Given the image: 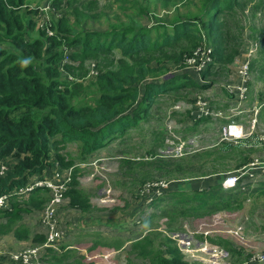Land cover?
Listing matches in <instances>:
<instances>
[{
	"label": "trees",
	"instance_id": "16d2710c",
	"mask_svg": "<svg viewBox=\"0 0 264 264\" xmlns=\"http://www.w3.org/2000/svg\"><path fill=\"white\" fill-rule=\"evenodd\" d=\"M128 1H119L123 11L114 15L115 21L107 30L100 31L86 26V19L100 16L93 13L97 0H39L36 4L32 0H0V160L8 156L16 159L0 176V196L13 193L37 178L52 179L57 165L60 169L73 167L64 196L71 207L84 213L93 212L92 194L80 187L78 179L82 172L75 164L77 158L93 157L96 151L138 127L165 94L181 88L209 87L213 77L234 64L246 47L247 38L258 39L254 27H250L251 35H246L241 14L247 6L253 11L264 6V0H200L198 14L180 16L179 12L170 15L165 11L163 18L171 16L170 19L147 24L144 20H152L153 14L138 1L127 7ZM168 1L155 0V3L165 7ZM46 2L48 10L41 11ZM43 15L48 17L47 21ZM39 22H44L47 29ZM260 40L264 41V37ZM204 42L213 49V61L201 74L183 69L187 57ZM66 56L70 61L65 60ZM91 61L95 64L96 76L86 85ZM261 61L259 58L250 64L251 72ZM172 67L178 70L161 80L148 81L154 73L160 72L161 76ZM69 144H76L80 155L64 153ZM226 146L223 142L215 152L207 153L217 154L209 162L206 157L201 162L198 155L190 160L158 157L142 162L126 157L122 165L137 171L141 187L155 178L181 182V179L219 174L218 181L207 187L170 188L148 203L156 209L161 207L159 216H166L170 221L199 218L228 210L255 193L264 195V181L254 186L252 182L242 185L241 181L229 188L223 185L230 169L218 167L219 152L226 149L238 154L232 168L236 170L249 163L252 151L256 150ZM24 196L12 194L8 205L0 208V217L6 218L5 223L0 221V234L30 238L31 231L26 224L16 222L24 212L43 209L51 198L50 189L35 187ZM158 237L159 234L154 238L149 233L134 241L130 247L134 257L128 258L126 264H189L177 246L166 244V238L156 242ZM45 240L43 234L33 236L35 242ZM208 241L232 251L236 255L233 264L249 258L242 256L243 249L227 240L208 237ZM124 246V240L119 238L96 239L89 250L92 257L87 259L94 260L100 251L112 253ZM60 250L47 249L45 256L50 264H93L67 245H61ZM98 258L108 261L107 255ZM0 264L14 263L0 258ZM106 264L118 263L114 260Z\"/></svg>",
	"mask_w": 264,
	"mask_h": 264
},
{
	"label": "rangeland",
	"instance_id": "374dc122",
	"mask_svg": "<svg viewBox=\"0 0 264 264\" xmlns=\"http://www.w3.org/2000/svg\"><path fill=\"white\" fill-rule=\"evenodd\" d=\"M37 1L39 0H32V3L36 4ZM97 1L93 13H98L100 16L86 19V26L104 31L109 28L111 22L115 21L114 15L123 11L121 9L122 3L119 2L120 0ZM134 1L142 3L147 8L146 10L153 14L152 20H144V23L147 24H153L157 19H162L165 11L172 13L170 15L179 12L180 16L188 13L198 14L202 5L200 0H170L167 6L160 7L157 6L158 4L156 5L155 0H129L126 3L127 7H131ZM62 8L64 7L62 6ZM170 18L171 16L162 20ZM240 18H242L249 35L252 33L250 27H254L256 35L264 37V6L257 11H253L251 6H247L246 12L242 13ZM258 39L253 43L251 41L250 48L252 50L239 55L234 64L228 67L229 70H222L213 77L215 78L214 82L209 87L197 88L194 92L190 88H181L179 91L173 90L165 94L155 103L148 118L141 122L138 129L131 128L129 133L127 132L124 136L115 139L105 149L95 152L94 157H89L87 160L90 159V161L81 164L83 168L80 171L82 172L80 186L92 194L91 202L95 206V210L92 213L77 212L70 206L69 200L64 198L57 213V223L59 228L64 231V238L61 243L55 245L56 247H59L60 244L67 245L76 255L86 257L85 261L93 264L112 263L114 260L118 264H126L128 258L134 257L130 253L131 244L142 236L151 233L154 238L159 234L160 237L156 239V242H159L161 238H166V244L177 246L181 250L184 260L189 264H233L236 255L221 245L210 243L208 237H212L218 241L227 240L233 243L232 245L236 248L243 249L242 256L249 258L241 264H264L262 259L264 257V195L255 193L254 196L242 200L241 203L229 207L228 210L218 211L204 217L175 218L170 221L166 216H159L161 207L156 209L154 206H148L147 198L157 195L159 189L163 190L164 194L169 183L170 185H180L182 182L178 183L180 180H169L165 177L155 178L158 180L149 181L141 187L140 179L136 177L137 171H132V169L122 165V160L126 157L142 162L158 157L190 160L198 155L201 162L205 160V157L209 162L211 161L209 159H213L217 154L214 156L208 154L215 152L214 150L223 144L221 142L223 136L221 128L228 120L236 123L242 120L245 128H247L253 116V112L248 110L264 97V74L260 71L259 78H256L257 73L255 72V75L251 72L250 78L245 80L240 73V65L249 59L253 62V58H257L256 60L261 58L263 61L260 62V66L264 67V41L261 42ZM87 68L90 73L85 82L86 85L90 84V81L94 80L96 76L94 62H88ZM177 70L172 67L170 72L165 70L161 73L164 75L161 76L158 74L160 72L154 73L148 81L161 80L163 76H169L172 71ZM228 85L247 87L242 101H239L240 95L231 94ZM198 95L209 99L213 109H221L224 115L228 117L209 118L211 121L202 123L201 127L189 128L188 124L191 119L186 112L196 108V103L192 102L193 98L197 99ZM176 96H180V98L177 99ZM173 112L175 113L173 114ZM233 112L244 113L232 116ZM259 117L256 132L261 137L257 142L258 148L252 151L251 161L264 164V122L260 121ZM200 128L202 129L199 131ZM240 140H245V138ZM224 141L227 143L226 147L243 149L245 146L248 150L251 148L241 144L243 142L240 143L237 139ZM252 141L254 142V140ZM160 143L162 144L158 147L157 145ZM181 145L183 148L180 151L176 146L181 147ZM63 152L72 154L74 157L80 155V149L76 144H69ZM237 152L239 153V151ZM233 153L226 149L219 152L218 161L220 164L218 167L225 166L230 169L229 171L235 170L232 168L238 160V154ZM151 156L153 157L151 158ZM80 160L77 158L76 161ZM95 167L97 169L93 171ZM229 171L225 173L228 175L231 173ZM140 172L141 169L138 174ZM217 175L219 174L212 175L213 177L208 176L211 178L199 176V178L204 179L197 181L215 183L218 181ZM260 178L264 179V175L257 174V180ZM149 185L154 188L152 193H142L144 190L147 191ZM181 186L183 187L182 184ZM141 198L143 199L142 202L139 200ZM20 201L22 200L20 199ZM42 211L43 209L24 212L22 219L16 223H25L33 232L37 231L46 237L47 230L42 226L43 224H40ZM137 213L139 215L133 217ZM100 215H105L106 221L101 222L100 217H96ZM0 221L5 223L6 218L0 217ZM9 238L12 236H1L0 234V258L9 259L14 252L43 246L46 241L38 243L29 240L18 243L13 238L9 242L11 240ZM115 238L124 240L126 245L112 253L100 251L94 260L89 261L87 259L92 257L89 250L96 239L112 240ZM99 248L105 251L103 247ZM105 255H107L108 261L105 258H98ZM135 260L141 261L137 258ZM40 262L41 264H50L49 258L45 255L40 257Z\"/></svg>",
	"mask_w": 264,
	"mask_h": 264
},
{
	"label": "built area",
	"instance_id": "2783aa9c",
	"mask_svg": "<svg viewBox=\"0 0 264 264\" xmlns=\"http://www.w3.org/2000/svg\"><path fill=\"white\" fill-rule=\"evenodd\" d=\"M49 8V3L46 2L42 4L41 11L46 12ZM43 20L47 21L48 17L46 15H43ZM42 20V21H43ZM41 21V19H40ZM40 23V22H39ZM40 26L42 28L46 27L47 25L44 22L40 23ZM50 35L53 34L51 30H47ZM212 47L210 45H207L205 42L197 46L192 54L187 57L183 69L190 70L191 72L201 74L202 71L211 63L213 60L212 58ZM66 61H70L69 57L66 56ZM250 59L246 62H242L240 65V73L242 74L243 78L245 80H248L250 78L251 74V68H250ZM229 91L232 95L238 94L239 101H242L243 97L245 96L247 87L245 86H233L228 85ZM263 98V99H262ZM258 103L253 105L248 111L253 112V116L251 117L250 124L247 128H245L244 123L242 120H239L236 122H230L229 120L222 126V141L226 139H237L238 142H243L241 144H245L247 146L258 148L257 142L259 141L261 135L256 132V126L258 117L260 115L261 109L264 107V97H262ZM238 101V102H239ZM196 108L191 111V115L195 120H198L203 117H210V118H222V117H228L227 115H224V112L221 109H213L212 103L209 99H206L202 95H198L196 99ZM244 112H233L232 116L235 114L238 116L239 114H242ZM226 121V120H225ZM260 135V136H259ZM241 138H245V140H240ZM178 139V137H177ZM254 140V142L252 141ZM170 145H175L172 143H169ZM174 147V146H173ZM178 150H182V145L176 146ZM264 151V150H263ZM16 161V159L13 156H8L5 159L0 160V176L4 175L6 171H8L11 167V165ZM92 164V163H90ZM262 165V166H260ZM228 175H225V178L223 180V185L225 187H233L239 181H241V184H246V182H252L253 186L259 181L257 180V174L262 172L261 174L264 175V164L257 161H250L246 165H243L242 167L230 171ZM59 176V175H58ZM68 181H70V178L63 179V180H54L50 178H37L34 181L29 182L26 186L20 187L17 190H14L13 193L10 194H4L0 196V208L5 207L8 205L10 197L12 194L24 196L27 193H29L31 190H33L35 187H47L50 189L51 192V198L46 203L45 207L43 208V214L41 216V223L45 227L46 231V241L43 246L39 247H33L28 248L26 250H23L21 252H14L10 255L9 261L14 264H41L40 257L45 255L47 253L48 248H53L55 251L60 252V244L59 247H56L55 245L57 243H61L64 238V231L59 228L57 223V213L58 209L64 200L65 196L64 193L68 188ZM165 186V185H164ZM151 185L148 186L146 189L147 191L144 192H150L153 191L154 188L151 190ZM163 190L160 189L157 191L156 194H161ZM153 199V197H148L147 202H150ZM42 250L44 251L42 253ZM42 253V254H41ZM264 260V257H262Z\"/></svg>",
	"mask_w": 264,
	"mask_h": 264
},
{
	"label": "crops",
	"instance_id": "0c3cea01",
	"mask_svg": "<svg viewBox=\"0 0 264 264\" xmlns=\"http://www.w3.org/2000/svg\"><path fill=\"white\" fill-rule=\"evenodd\" d=\"M246 35L248 36L249 34L246 32ZM259 35H257V37H258ZM256 37V38H257ZM261 37V36H260ZM260 37H258L259 39H260ZM258 39V40H259ZM251 41H252V43L254 42V39H252V38H247V47L245 48L246 50H243L242 51V53L241 54H243V53H245V52H248V51H251L252 50V48H250L251 47ZM255 41H257V39L255 40ZM249 42V43H248ZM261 42H263V41H261ZM240 54V55H241ZM255 57V56H254ZM257 59V58H256ZM256 59H252V61H255ZM251 64H252V62H251ZM255 68H256V70H252V72H253V74H255V72L257 73V75L255 76L256 78H259V72L261 71L263 74H264V67H261L260 65H257V66H255ZM191 91H195V90H191ZM186 92H188V91H186ZM196 102V98L194 99L193 98V102L192 103H195ZM150 113H151V111H150ZM175 112H173V114H174ZM186 114H187V116L192 120H190L189 121V124H188V126H189V128H191V129H196V128H198V127H201V125H202V123H204V122H209V121H211V119H209L210 117H203V118H200V119H198L199 120V122L197 121V120H195L193 117H192V115H191V111H189V112H186ZM260 117V121H262V122H264V111H262L261 112V114L259 115ZM202 119V120H201ZM197 121V122H196ZM141 124V123H140ZM140 124H139V126L138 127H135V128H132V129H138L139 127H140ZM203 127H204V125H203ZM202 127V128H203ZM202 128H200L199 129V131L202 129ZM130 131V130H129ZM129 131H128V133H129ZM196 132V131H195ZM184 134H186V133H184ZM183 135V134H182ZM185 136H187V135H185ZM177 138V137H176ZM161 144L162 143H160V144H158L157 146L158 147H160L161 146ZM110 144H108V145H106L105 147H103V148H101V149H99V150H103V149H105L107 146H109ZM156 146V147H157ZM155 147V148H156ZM98 150V151H99ZM97 152V151H96ZM91 158H92V156H90ZM94 157V156H93ZM88 161H90V159L89 160H80V161H76V166H78V167H80L81 169L83 168V167H81L82 165V163H84V162H88ZM73 169V167H70V168H65V169H60L59 168V166L57 165V167L52 171V175H53V177H52V179H54V180H63V179H68V178H70L71 179V177H72V170ZM97 169V167H95L94 169H93V171H95ZM262 172H260L259 174H261ZM45 174H47L48 176H51L49 173H48V171H45ZM82 174V173H81ZM81 174H80V177H81ZM59 175V176H58ZM70 175H71V177H70ZM263 175V174H262ZM80 177H79V179L78 180H80ZM91 178V177H90ZM208 178H211V177H208ZM198 179H204V178H197V179H194V180H183V181H181V182H178V183H181L182 185H186V189L185 190H188L189 188H195V187H198V188H203V187H207L209 184H211V183H209V182H203V183H201V182H199V181H197ZM259 181H264V179H258ZM258 181V182H259ZM189 183V184H188ZM181 184L180 185H175V184H173V185H170V183L169 184H167V187H166V189H170V188H175V189H177V188H181V189H183L184 187H182L181 186ZM188 184V185H187ZM81 187V186H80ZM83 189V188H82ZM66 199H68L67 197H65ZM23 199H26V196H24L23 197ZM69 200V199H68ZM141 202L143 201V199L141 198V199H139ZM70 202V201H69ZM64 203H65V201H64ZM145 206H146V204H145ZM75 210H77V212L78 211H80V212H82L80 209H77V208H74ZM42 210V209H41ZM40 210V211H41ZM133 212H134V209H133ZM90 213H92V212H90ZM136 215H139V213H137V214H134L133 215V217H135ZM97 218H99V220L101 221V222H103V221H106V219H105V215H100V216H96ZM110 220V219H109ZM108 220V221H109ZM143 220H144V218H143ZM40 221H41V218H40ZM137 222H139V220H137ZM40 224L42 225V223L40 222ZM43 226V225H42ZM30 229V228H29ZM30 231H31V236H30V238L29 239H18L13 233H9V234H4V235H6V236H9V235H11L12 236V238L13 239H15V240H17L18 241V243H23L22 241H33V236L35 235V234H42V233H39V232H37V231H35V232H33L31 229H30ZM3 234H1V236H4ZM44 235V234H43ZM12 238H9V239H11V240H9V242H11L12 241ZM129 242V241H128ZM131 242V241H130ZM126 245V244H125Z\"/></svg>",
	"mask_w": 264,
	"mask_h": 264
}]
</instances>
